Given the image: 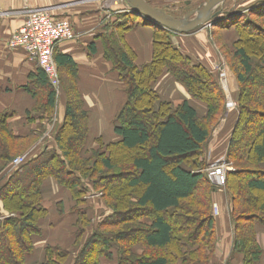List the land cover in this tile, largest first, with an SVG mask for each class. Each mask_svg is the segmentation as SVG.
I'll list each match as a JSON object with an SVG mask.
<instances>
[{"label":"trees","instance_id":"16d2710c","mask_svg":"<svg viewBox=\"0 0 264 264\" xmlns=\"http://www.w3.org/2000/svg\"><path fill=\"white\" fill-rule=\"evenodd\" d=\"M243 9L260 19V25ZM139 19L131 12L118 15L114 30L104 37L107 57L125 85V100L111 127L119 141L92 137L79 95L67 91L65 120L55 137L58 148L34 160L27 157L4 182L14 160L35 147L45 128L17 136L9 116L0 114V264H34L36 244L47 240L48 229L55 225L52 220L67 213L77 218L74 243L64 247L47 242L40 264H211L217 249L214 195L223 187L206 171L205 146L226 111L225 93L208 67L195 65L189 70L188 59L172 41L174 32L147 19L137 24ZM210 23L212 35L221 30L220 40L233 48L241 67L236 74L238 118L234 125L229 122L223 136L231 137L225 162L235 169L227 173L225 186L235 206V251L243 254V264H259L263 250L257 230L264 227V1L253 7L237 5ZM136 25L153 29L148 64H136L126 42ZM56 61L60 70L72 65L57 53ZM165 76L204 104L206 115L199 116L188 100L176 106L162 99L156 86ZM257 76L263 79L262 93L250 99L247 85ZM35 82L46 99L44 119H49L57 92L40 67ZM29 91L39 95L34 88ZM76 122L82 128L71 146ZM244 124L251 127L243 130L248 137L241 135ZM124 152L131 153V163L119 171ZM51 179L70 193L71 204L58 202L46 208L44 186ZM92 192L113 211L101 222L93 221L94 206L86 199Z\"/></svg>","mask_w":264,"mask_h":264},{"label":"crops","instance_id":"0c3cea01","mask_svg":"<svg viewBox=\"0 0 264 264\" xmlns=\"http://www.w3.org/2000/svg\"><path fill=\"white\" fill-rule=\"evenodd\" d=\"M150 1L157 7L166 9L167 12H169V4L172 1L189 3V0ZM260 1L264 0H238L237 2L231 0L230 2L233 4L232 7L236 5L253 7ZM102 2L103 0H0V114L9 116V125L17 136L37 134L41 126L45 128L44 136L27 154L30 160L38 158L51 148H58L55 137L65 120V94L67 91L70 92L67 87H71V93L74 91L79 95L82 109L87 113L90 135L103 137L107 142L119 141V137L112 133L111 127L124 103L125 85L121 82L120 74L115 70L113 62L107 57L104 37L114 30L113 25L118 15L130 12L126 0L119 1L123 9L114 8L115 4L103 7ZM164 3L168 4L164 5ZM41 8H51L54 15L68 18L77 35L76 39L63 42L57 48V54L66 56L72 65H65L61 68L65 85L62 86L63 96L58 97L55 112L51 116L52 121L48 118L44 119L47 117L43 109L46 99L35 82L39 73V65L30 60L24 50H11L8 47L12 34L23 25L26 11ZM139 22H143V18L140 17L137 24ZM126 42L136 55V64L144 65L151 62L153 56V29L151 27L136 25L127 34ZM32 88L38 92L37 97L29 91ZM156 89L162 99L169 100L176 106L188 100L197 109L199 116L206 115V106L192 99L186 89L177 84L173 78L165 76L157 84ZM237 118L238 109H230L226 105L225 113L213 128L211 137L205 146V160L208 167L227 160L231 137L223 136L229 122L232 121L234 125ZM226 163L229 168L227 173L234 172L232 164ZM13 172H15L13 168H10L4 182L11 178ZM1 184H3L2 181H0V187ZM44 191L48 209H52L58 202H64L66 205L72 203L70 193L59 187L52 179L45 183ZM101 198V195L96 192L86 197L90 205L94 206L96 214L94 222H101L113 214L110 208L103 205ZM234 207L232 195L226 186L214 195L213 211L216 220L217 249L211 264H243V254L235 251ZM76 220V216L69 213L63 219L56 217L52 220L55 225L48 229V235L45 238L47 240L36 244L37 253L34 264H40L43 261L47 242L64 247L72 246L75 239L73 225ZM257 239L263 250L259 264H264L263 226L257 230Z\"/></svg>","mask_w":264,"mask_h":264},{"label":"rangeland","instance_id":"374dc122","mask_svg":"<svg viewBox=\"0 0 264 264\" xmlns=\"http://www.w3.org/2000/svg\"><path fill=\"white\" fill-rule=\"evenodd\" d=\"M120 0H103V7L104 6H111L113 4L114 8L119 9L122 5L119 2ZM188 1V0H187ZM209 0H189L188 4L184 2H178V1H172L169 5V14L173 15L175 17H183L187 13L200 9L205 3H207ZM229 1H226L224 4L218 8V11H227L230 9H234L236 7H232L233 4H231ZM234 2V0H232ZM236 2L238 0H235ZM241 3V2H240ZM168 3H164V5H167ZM106 6V7H107ZM237 6V5H236ZM119 7V8H117ZM242 8V7H241ZM240 9V8H239ZM244 11V9H243ZM243 14H246V16L253 21H255L258 25H260L261 20L257 19L254 16H250L248 13L249 12H242ZM142 18V17H141ZM145 19V18H143ZM208 28H202L201 30H198L197 32L191 33V34H177L175 33L173 35V43L176 48H178L182 54L188 59L189 62V70L192 69L195 65H203L211 69L214 73L218 75L219 79V84L220 87L222 88L223 92L225 93V98H226V105L228 106L230 103L232 104L230 109H238L239 108V103L237 101V95L239 93V85L236 79V74L238 71H241L240 63L237 58L234 57L233 55V48L229 47L224 41L220 40L221 37V30L214 33L212 35L213 25L210 23ZM218 29V28H217ZM220 40V41H219ZM201 43V44H200ZM258 59H255V64H257ZM193 70V69H192ZM59 74H60V79H61V87L60 91L57 95V101H59L58 97L63 96L62 93V86L64 84L61 70L59 69ZM256 79L254 82L251 84H248V87L250 88L249 92V98L254 99L258 94L262 93L261 92V85L263 83V79L259 78ZM72 82V81H71ZM72 84V83H71ZM65 85V84H64ZM69 86V85H68ZM68 90L71 91V87H67ZM75 94L73 91L72 94ZM236 105L234 106V104ZM50 121L51 118H49ZM79 122H76L74 125L75 133L72 132V136L74 137V141L70 144L75 145L76 141L79 139L80 132H79ZM216 127V126H215ZM251 128L248 126V124H244L241 135L242 137H248L247 134V129ZM73 129V130H74ZM243 130L245 133H243ZM68 133V132H67ZM74 133V134H73ZM68 134H66L67 136ZM78 138V139H77ZM69 140V139H68ZM67 141V140H66ZM66 143V142H65ZM66 147L68 148V145L65 144ZM71 148V147H70ZM126 153L120 160L118 161V170H124L129 166L131 163L132 155L131 153L124 152ZM223 163V162H222ZM210 166V165H209ZM252 168V166L250 167ZM253 168L257 169L255 166ZM120 181V180H119ZM126 181L124 180H121ZM120 186L117 188V190L120 189ZM124 188V185H122ZM123 190V189H122ZM172 220V223H175L176 225H180L182 222ZM174 247V246H173ZM142 251V250H141Z\"/></svg>","mask_w":264,"mask_h":264},{"label":"built area","instance_id":"2783aa9c","mask_svg":"<svg viewBox=\"0 0 264 264\" xmlns=\"http://www.w3.org/2000/svg\"><path fill=\"white\" fill-rule=\"evenodd\" d=\"M129 12L130 9H128ZM211 25H208V28ZM77 38L73 25L68 18L54 15L51 8L31 9L26 11L23 25L13 33L8 47L11 50L22 49L30 60L36 62L47 75L57 95L61 87L59 66L56 61L58 46ZM229 107L232 106L230 103ZM27 155L18 157L13 162L17 171L25 164ZM228 165L225 161L210 165L206 171L214 184L224 187Z\"/></svg>","mask_w":264,"mask_h":264},{"label":"water","instance_id":"95a60500","mask_svg":"<svg viewBox=\"0 0 264 264\" xmlns=\"http://www.w3.org/2000/svg\"><path fill=\"white\" fill-rule=\"evenodd\" d=\"M126 1L131 13L174 33L190 34L207 27L215 17L222 14L223 11H218V8L228 0H209L200 9L179 18L170 15L166 9L152 6L147 0Z\"/></svg>","mask_w":264,"mask_h":264},{"label":"bare ground","instance_id":"6f19581e","mask_svg":"<svg viewBox=\"0 0 264 264\" xmlns=\"http://www.w3.org/2000/svg\"><path fill=\"white\" fill-rule=\"evenodd\" d=\"M13 35V34H12Z\"/></svg>","mask_w":264,"mask_h":264}]
</instances>
